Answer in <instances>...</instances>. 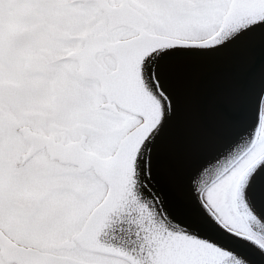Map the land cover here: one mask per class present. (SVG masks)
<instances>
[{
  "label": "snow or ice",
  "instance_id": "1",
  "mask_svg": "<svg viewBox=\"0 0 264 264\" xmlns=\"http://www.w3.org/2000/svg\"><path fill=\"white\" fill-rule=\"evenodd\" d=\"M225 68L219 105L193 109ZM254 257L264 0H0V264Z\"/></svg>",
  "mask_w": 264,
  "mask_h": 264
},
{
  "label": "water",
  "instance_id": "2",
  "mask_svg": "<svg viewBox=\"0 0 264 264\" xmlns=\"http://www.w3.org/2000/svg\"><path fill=\"white\" fill-rule=\"evenodd\" d=\"M232 69H220L217 71L207 72L199 86L198 91L193 95L191 104L193 109L199 107L203 109H214L219 105L220 97L223 92L226 77L231 73ZM224 119L221 123L220 132L224 139H228L234 131H243L242 125L237 121L238 109L235 107L223 108ZM223 144H217L216 147H222ZM211 155L207 149H202L198 158L193 163H198L200 159ZM254 264H264V260L254 257Z\"/></svg>",
  "mask_w": 264,
  "mask_h": 264
}]
</instances>
